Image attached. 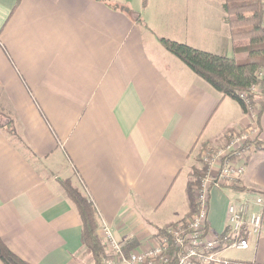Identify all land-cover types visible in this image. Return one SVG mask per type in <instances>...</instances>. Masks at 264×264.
Returning a JSON list of instances; mask_svg holds the SVG:
<instances>
[{
  "label": "crops",
  "instance_id": "0c3cea01",
  "mask_svg": "<svg viewBox=\"0 0 264 264\" xmlns=\"http://www.w3.org/2000/svg\"><path fill=\"white\" fill-rule=\"evenodd\" d=\"M223 3L0 0V239L16 257L93 263L58 180H71L92 201L99 236L107 229L122 246L144 247L157 229L184 217L200 145H223L252 120L158 38L243 59L248 42L231 40ZM260 101L256 96L255 115ZM10 121L16 138L6 131ZM257 124L261 148L246 152L236 184L243 191L210 190L214 233H222L235 199L259 197L263 207L253 210L264 213V110ZM222 256L264 264V235Z\"/></svg>",
  "mask_w": 264,
  "mask_h": 264
},
{
  "label": "built area",
  "instance_id": "2783aa9c",
  "mask_svg": "<svg viewBox=\"0 0 264 264\" xmlns=\"http://www.w3.org/2000/svg\"><path fill=\"white\" fill-rule=\"evenodd\" d=\"M264 79V69L258 75ZM257 93L258 88L251 89ZM246 105L248 102L245 103ZM251 125L243 132L233 133L224 147L201 153L205 175L193 188L195 209L188 217L167 225L149 244L125 254L107 229H103L106 256L103 264H234L222 253L228 249L245 251L251 239L264 235L262 199H235L226 209L224 229L214 233L208 223V202L212 188L226 189L236 185L244 174L246 152L259 135L256 115L251 111Z\"/></svg>",
  "mask_w": 264,
  "mask_h": 264
},
{
  "label": "trees",
  "instance_id": "16d2710c",
  "mask_svg": "<svg viewBox=\"0 0 264 264\" xmlns=\"http://www.w3.org/2000/svg\"><path fill=\"white\" fill-rule=\"evenodd\" d=\"M109 7L131 14L137 18L138 23L141 22L139 17L127 8L110 4ZM223 11L227 15L226 21L231 40L248 42L243 50L245 56L241 60L213 55L166 38H158V43L216 92L224 98L235 101L244 114L251 115L255 106L254 99L256 96H260L261 101L258 103L260 111L256 115V122H258L264 110V79L258 77L264 69V0H224ZM254 87L258 88L257 93L251 90ZM246 102H248L247 105ZM6 131L9 136L16 138L11 121L7 124ZM259 144L256 140L251 145L255 149H260ZM209 149L213 148L208 142H203L198 153ZM204 172L205 169L200 171L196 167L191 168L185 187L187 213L183 218L194 212L195 200L192 187L198 185ZM57 183L77 211L81 224L80 240L84 254L92 257V264H103L106 252L104 242L98 234L97 212L94 204L71 180H58ZM228 188L234 192L243 191L236 185H231ZM163 228L157 229L156 235H159ZM122 248L124 253L128 254L136 249V246L131 241L124 244ZM0 261L2 264H28L16 257L1 239Z\"/></svg>",
  "mask_w": 264,
  "mask_h": 264
},
{
  "label": "rangeland",
  "instance_id": "374dc122",
  "mask_svg": "<svg viewBox=\"0 0 264 264\" xmlns=\"http://www.w3.org/2000/svg\"><path fill=\"white\" fill-rule=\"evenodd\" d=\"M204 2V0H195V3H203ZM216 13H214V15H215ZM244 54V53H243ZM227 143V140L225 141V143L223 144V145H218V147H216V148H221V147H224L225 146V144ZM212 148V147H211ZM204 151H206V153L207 152H210L211 151V149H209V150H204ZM203 151H201L200 152V154L198 153L196 156H195V165L193 166V167H196L197 169H199L200 171L202 170V169H205V172H206V167L204 166V163H202V161H201V153H202ZM246 158H247V156H246ZM190 171H191V169H190ZM205 172L203 173L204 175H205ZM189 175H190V172H189ZM203 175V176H204ZM202 176V177H203ZM201 177V178H202ZM195 186H193L192 187V191H193V188H194ZM156 234V233H155ZM100 238L102 239L103 238V234H102V231H100ZM103 240V239H102ZM227 251V250H226Z\"/></svg>",
  "mask_w": 264,
  "mask_h": 264
},
{
  "label": "bare ground",
  "instance_id": "6f19581e",
  "mask_svg": "<svg viewBox=\"0 0 264 264\" xmlns=\"http://www.w3.org/2000/svg\"><path fill=\"white\" fill-rule=\"evenodd\" d=\"M259 127V126H258Z\"/></svg>",
  "mask_w": 264,
  "mask_h": 264
}]
</instances>
